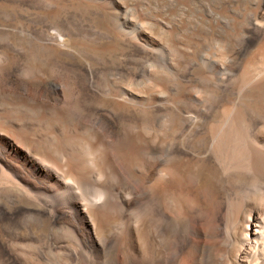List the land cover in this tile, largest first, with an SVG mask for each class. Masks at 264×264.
Returning <instances> with one entry per match:
<instances>
[{
  "label": "bare ground",
  "instance_id": "6f19581e",
  "mask_svg": "<svg viewBox=\"0 0 264 264\" xmlns=\"http://www.w3.org/2000/svg\"><path fill=\"white\" fill-rule=\"evenodd\" d=\"M74 1L76 3V0ZM228 2L243 11L246 24L243 25L241 33L248 38L251 49L250 53L233 51L236 46L234 33L239 30L237 24L233 23L224 37L221 47L223 49L219 54L221 63L217 82L214 86L207 85L205 89L206 92L216 93L214 114L200 128L190 116L175 113V106H171L170 101L166 100L168 96L164 91L167 85L163 81L159 80L157 84L160 88L153 90L161 91L166 99L163 96H155L152 92H147V97H143V94L135 89L131 79L125 83L123 89L121 87L124 84L121 85L122 91L114 89L104 92L105 88L103 89L97 80L100 74L98 70L83 63L78 65L75 60L69 59L68 54L63 52L62 39L47 45L51 54L46 60L57 66L56 69L64 82H47L44 99H39V91L29 89L28 83L19 78L16 70L4 72V79H0V99L9 104L16 100L28 102L33 108L39 107V111H45V114L54 110L64 122L68 121V117L72 118L69 115L71 111L79 117L78 124L77 121L72 124V121V125L67 122L68 124L61 126L60 120L58 123L55 121L58 124L56 125L52 119L53 125L44 128L31 126L32 128L27 130L29 123L25 129V125H20L5 109H0V179L7 178L9 183L28 192L66 197V202L56 206L28 203L27 208L25 207L28 213L51 214L47 215V221L66 224L85 246L87 244L99 250L104 245L113 243L127 254L130 253V248L135 250L140 258H145L152 247L146 231L148 222L144 217L151 214L155 218L157 231L171 235L174 234L173 229L181 216L190 226L187 228L188 235L178 237V243L181 246H189L192 259L190 261L193 264H197L196 252L205 253L204 256L208 254V261L204 264H264V196L253 200L248 193L239 196L235 194L237 190H233L236 188L235 184H227L233 177L240 176L244 177L238 183L240 189L259 188L264 191V0ZM143 38L147 39L148 35ZM171 39L173 46L179 49L180 42L175 35ZM229 58L236 61L234 66L226 64V59ZM121 69L122 67L118 71ZM216 75L211 76L215 78ZM13 78L19 80L27 93H19L9 88V81ZM49 94L55 97L56 104L50 102ZM73 104L78 106L74 107L76 112L73 111ZM22 121L25 123L26 120ZM177 121L182 126V131L180 139H176L174 143H159L155 140V135L151 137L143 130L144 127L151 130L157 125L168 130L169 127H175ZM119 126H123V130H120ZM7 130L15 137L5 135ZM169 139L171 138L166 137V140ZM19 142L26 147H21ZM143 155L152 161H143ZM246 169L251 173H245ZM191 174H195L196 179L194 186L188 187L187 181ZM113 180H118L122 187L116 186ZM24 189H20L21 192ZM204 190L208 191L211 194L208 196L218 204L215 211H211L205 201H202L201 192ZM190 199L194 208L190 206ZM117 211L144 214L145 216H140L143 218L142 226L139 220V224H136L141 226L139 229L138 226H135V229L128 227L124 234L121 231V235L107 234L106 231L116 221L111 215L118 214ZM0 214H15V208L1 201ZM4 244L0 239V253L8 260L15 261L14 255L6 252Z\"/></svg>",
  "mask_w": 264,
  "mask_h": 264
},
{
  "label": "rangeland",
  "instance_id": "374dc122",
  "mask_svg": "<svg viewBox=\"0 0 264 264\" xmlns=\"http://www.w3.org/2000/svg\"><path fill=\"white\" fill-rule=\"evenodd\" d=\"M54 1L56 2L54 3L52 0H0V79H4L3 74L5 71L16 70L15 72L19 78L23 79L26 84L28 83L30 90L39 91V99H44L46 97L44 90L47 82H64L63 78H61V74L56 69L57 66L50 62L48 63L46 60L51 54L47 45L54 44L62 39L64 43L62 45L63 52L68 54L69 59L72 58L78 65L83 63L84 65L95 67V69L98 70L100 76L98 75L97 80L101 87L105 88H103L104 90L102 89L104 92L114 89L122 91L120 90L121 85L123 86L124 84V86L121 87V89H123L126 86L125 83L127 84L131 79L136 86H134L135 89L139 91L141 95L143 94V97H147V92H152V94H156L155 96H163L161 91L157 90L155 92V90H153L160 88L157 84L159 80L163 81L167 85V92L164 91V94L168 96L166 97L167 99L165 96H163V98L170 101L171 106H175L174 110L176 114L190 116L197 122L200 128L203 127L206 120L208 118L210 119L214 114L215 103L217 101L216 93L213 91L206 92L205 89L207 85L214 86L217 82L221 63L219 54L223 49L221 47L224 44V37L229 32L233 23H236L239 29L234 33V45L236 43V46L233 47V51H238L240 53L245 51L243 53H250L251 44L246 35L241 33V29L246 24L243 11L234 4H230L228 0H124L123 2L121 0H76V3H74V0ZM77 5L78 7H76ZM107 6L109 8H107ZM40 12L45 14H40ZM56 13H59V15ZM238 15L239 17H235ZM174 26H176V28ZM196 26H198V28ZM177 28H179V31ZM144 35H148V38H143ZM173 35H175L180 42L179 49H176L171 42ZM237 36L239 37L237 38ZM211 39L213 41H211ZM74 40H76L75 43ZM122 40H124V42ZM118 42L119 44H117ZM112 44H114V46ZM220 48L221 50H219ZM231 60L233 59H226V64L234 66L233 63L235 64L236 61ZM229 62L231 65L228 64ZM121 67L122 69L118 71ZM125 67L130 70H126ZM115 72H120V75ZM193 72L195 74H193ZM103 73L104 75H102ZM216 73L218 75H216ZM130 75L131 77H129ZM211 75H216V77L214 78ZM156 76L157 78L155 79ZM133 78L136 79L134 80ZM9 82L10 89H14L19 93H27V90L20 85L19 80L13 78ZM210 82L211 84H209ZM136 83L139 86H137ZM110 86L112 87L110 88ZM49 95L48 99L50 102L56 104L55 102L57 101H55V97L52 94ZM203 102H205L204 105ZM72 107L73 111L76 112L74 109L78 106L73 104ZM0 109H5L12 119H15L22 126L25 125V129L30 126L27 130L32 128L31 126H41L44 128L47 125H53V122L54 124H56V122L58 123L59 120L62 122H59L61 126L65 123L72 125L73 123L75 124L76 121L77 124L79 122V117L72 114V111L69 113L72 118L68 117L67 123L64 122V120L62 121L54 110H50L49 114H45V111H39V107L33 108L30 103L28 104V102L24 103L17 100L9 104L5 100L0 99ZM49 116H51V118H49ZM52 119L53 122L51 121ZM22 120H26L25 123L27 124L23 123L24 121ZM42 124L45 125L42 126ZM119 129L123 130V126H119ZM153 129L149 130L146 127L143 128L144 133H148L151 137L155 135V140L157 142L165 144L168 141L174 143L177 141L176 139H180L182 126L177 121L175 127H169L168 130L165 127L168 132L165 131L164 127H161V125H157L153 127ZM5 132V135L8 134L7 136L10 135V137H15L13 133L11 134V131L9 132L7 130V132ZM166 137L171 139L166 140ZM19 145H22L21 147H26V145L21 142H19ZM28 148L29 146L27 144V149ZM143 156L145 158H143V161H152L148 160L145 155ZM245 173H251V171L246 169ZM241 178L243 179L244 177H233L227 183H230L229 185L235 184L236 188L233 190H237L235 192L236 195L242 196L248 193L252 200L264 196V191L259 190V188H255V190L254 188L245 190L240 189L241 186L238 185V183L242 181ZM195 179L196 175L191 174L187 181L189 184L188 187L194 186ZM114 184L118 187H122L118 180H115ZM20 189L24 188H18L13 183H9L7 178L0 179V202L2 201L5 205L15 208V214H0V239L5 243L4 247L6 252L14 255L15 261L8 260L4 254L0 253V264H193L192 261H190L192 259L190 258L191 249L189 246H181L178 243V237H186L188 235L187 231H189L188 229L190 226L189 222L181 216L178 219L180 222L177 221L178 223L173 229L174 234L171 235L166 232L159 233L157 231L155 227V218L151 214H147V216L144 217L148 222H146V231L149 243L151 242L150 244L152 247H150V250H148L146 254L147 258L146 256H144L145 258H140L135 250H131V248L129 250L128 248L130 253L128 252L127 254L126 251L121 250L113 243H108L107 246L104 245L99 250L91 248L87 244L85 246L66 224H56L47 221L48 216H51V214H30L26 211L28 203L40 206H56L59 203L66 202L65 196L57 194L50 195L47 193H32L28 192L26 189L21 192ZM201 193L202 201H205L204 203L211 211H215L218 204L213 202L211 196H208L211 194L206 190ZM189 202L190 206L194 208L192 199H190ZM117 213L118 214L113 213L111 215L116 218V224L114 223V227L112 226L110 227L111 229L109 228L106 231V233L111 236L126 233L128 227L135 229V226H138L136 224L140 223L141 225L143 223V218L140 216H145L141 213H122L119 211H117ZM119 218L121 220H119ZM140 225L137 227L138 229L142 226ZM195 255L197 264H204L208 261V254H206L207 257L204 256L205 253L202 254L201 252H196Z\"/></svg>",
  "mask_w": 264,
  "mask_h": 264
}]
</instances>
